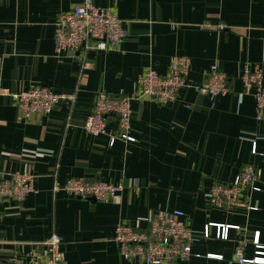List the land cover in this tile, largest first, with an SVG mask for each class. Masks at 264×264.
I'll return each mask as SVG.
<instances>
[{"label":"crops","instance_id":"crops-1","mask_svg":"<svg viewBox=\"0 0 264 264\" xmlns=\"http://www.w3.org/2000/svg\"><path fill=\"white\" fill-rule=\"evenodd\" d=\"M93 1L111 9L128 36L118 49L74 58L57 56L55 23L83 0H0V176L35 178L23 201L0 199V264L53 234L62 238L65 264H143L121 256L116 228L145 230L161 210H181L192 229H211L189 260L171 264H240L241 243L243 264L264 259V119L242 81L247 69L264 75V0ZM175 56L191 61L188 87L167 105L141 97L138 77L149 69L166 74ZM214 65L229 88L216 98L199 91ZM38 86L75 92V101L25 119L10 94ZM99 92L133 99L134 142L118 138L116 117L106 133H86ZM249 165L260 173V191L251 194L257 210L209 208L211 187L232 183ZM73 178L124 190L117 203L53 192L55 181ZM218 226L228 227L227 240L217 238Z\"/></svg>","mask_w":264,"mask_h":264},{"label":"built area","instance_id":"built-area-1","mask_svg":"<svg viewBox=\"0 0 264 264\" xmlns=\"http://www.w3.org/2000/svg\"><path fill=\"white\" fill-rule=\"evenodd\" d=\"M128 36L123 22L111 10L97 6L93 0H83L72 11L63 13L55 23V49L57 56L76 57L82 51L118 49ZM191 61L187 57L172 58L168 71L160 75L154 69L142 73L137 80L140 96L154 98L161 105L176 101L178 94L188 87ZM246 93L253 94L256 102L257 119H264V75L258 69L245 70L242 76ZM200 93L212 98L229 93L227 77L217 65L212 66L209 81L199 87ZM7 92V91H5ZM10 94V93H9ZM16 103L20 115L26 118L42 112L50 114L63 102L73 103L76 93L57 94L42 86L10 94ZM131 97L109 96L99 92L94 100L92 112L87 119L85 130L93 137L106 133L107 121L116 117L118 138L134 142L132 136ZM117 137L111 138L113 145ZM260 173L249 165L242 169L236 179L229 184H218L207 193L209 208L228 211L236 209L257 210L251 203V194L259 192ZM124 190L122 184L114 185L100 181L73 178L61 185L55 181L53 192H63L69 197L82 200L117 203ZM35 192V178L29 173H15L8 177L0 176V199L11 198L23 201ZM218 239H228V227H217ZM211 237V229L206 225L203 230L188 226L186 215L181 210L157 211L149 216L147 229L137 230L127 223H120L116 228L115 242L124 259H140L143 264H171L186 261L192 257V247L202 239ZM62 238L53 234L45 241L32 244V249L25 255H14L10 264H65L62 253ZM245 244L237 249L240 264L244 258ZM206 258L222 259L220 255H207ZM251 264H264V259H253Z\"/></svg>","mask_w":264,"mask_h":264},{"label":"rangeland","instance_id":"rangeland-1","mask_svg":"<svg viewBox=\"0 0 264 264\" xmlns=\"http://www.w3.org/2000/svg\"><path fill=\"white\" fill-rule=\"evenodd\" d=\"M144 97V96H143ZM133 112V111H132ZM38 114H42V115H47V114H45V113H42V112H40V113H38ZM90 116V115H89ZM88 116V117H89ZM21 117H23L22 115H21ZM23 118H25V117H23ZM31 118V117H30ZM30 118H26V119H30ZM88 119V118H87ZM86 122H87V120H86ZM86 122H85V125H84V130H85V126H86ZM86 131V130H85ZM87 134H89L88 132H86ZM90 135V134H89ZM80 179H84V178H80ZM122 194V193H121ZM120 197H121V195H120Z\"/></svg>","mask_w":264,"mask_h":264},{"label":"water","instance_id":"water-1","mask_svg":"<svg viewBox=\"0 0 264 264\" xmlns=\"http://www.w3.org/2000/svg\"><path fill=\"white\" fill-rule=\"evenodd\" d=\"M146 98H150V99H153L154 100V98H151V97H146Z\"/></svg>","mask_w":264,"mask_h":264}]
</instances>
